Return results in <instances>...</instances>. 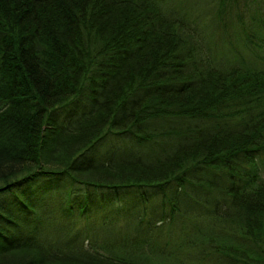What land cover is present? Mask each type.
I'll return each mask as SVG.
<instances>
[{
    "label": "trees",
    "instance_id": "16d2710c",
    "mask_svg": "<svg viewBox=\"0 0 264 264\" xmlns=\"http://www.w3.org/2000/svg\"><path fill=\"white\" fill-rule=\"evenodd\" d=\"M210 3L0 0V264H264V0Z\"/></svg>",
    "mask_w": 264,
    "mask_h": 264
},
{
    "label": "rangeland",
    "instance_id": "374dc122",
    "mask_svg": "<svg viewBox=\"0 0 264 264\" xmlns=\"http://www.w3.org/2000/svg\"><path fill=\"white\" fill-rule=\"evenodd\" d=\"M187 1H190V0H187ZM191 1L193 2V4H196L197 6L196 9H199L198 11H201V12H205V9L207 10V8L212 7V3H210L209 5L207 4L208 0H191ZM260 14L262 13L260 12ZM261 18L263 19L262 23L264 24V10H263V14L261 15ZM255 30H256V33L258 32L257 33L258 35L264 37V25H261L260 27L255 28ZM239 47L242 48L243 46L239 45L238 48ZM114 138H115L114 136H111V139L109 140V143H108L109 145H115V144L121 143V140H115ZM122 150L123 149L120 150V153L122 152ZM83 189L84 188L79 185H75L71 187V193H73V195L77 198L79 202H84L87 196V194H84ZM133 192L134 191L129 192V193H132L129 196H125V195L114 196L111 194H105V193L102 194L101 192H97V193L90 192L89 195H90L91 200H93L94 204L97 203L96 200L99 199V201L103 202V205L105 207L102 208L101 205L98 206L95 204L94 211L92 209H89L87 212L83 214L80 212V208L78 206L79 204H77L76 213H77V216L81 217V219H79L78 217V219L76 220L77 226L82 227L84 223L86 224V222H88L89 219H91V221H100L103 218L104 220L109 219L112 216V214L110 213V207L115 208V210H118L120 209L121 206L125 204L126 201H135L137 199L136 195ZM119 215H120L119 213H116L117 217ZM79 220L82 223H80Z\"/></svg>",
    "mask_w": 264,
    "mask_h": 264
}]
</instances>
